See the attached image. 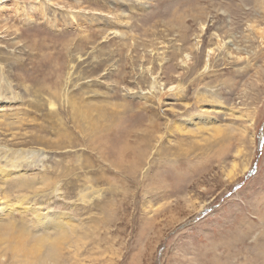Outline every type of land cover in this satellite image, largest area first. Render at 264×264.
I'll use <instances>...</instances> for the list:
<instances>
[{"label":"rangeland","instance_id":"rangeland-1","mask_svg":"<svg viewBox=\"0 0 264 264\" xmlns=\"http://www.w3.org/2000/svg\"><path fill=\"white\" fill-rule=\"evenodd\" d=\"M0 169L61 264H264V0H0Z\"/></svg>","mask_w":264,"mask_h":264},{"label":"bare ground","instance_id":"bare-ground-1","mask_svg":"<svg viewBox=\"0 0 264 264\" xmlns=\"http://www.w3.org/2000/svg\"><path fill=\"white\" fill-rule=\"evenodd\" d=\"M195 117L196 118H193L195 121H197L199 119V120H205L208 123L211 122L210 116H208V115L207 116L206 115H199V116H195ZM214 128L216 129V127H214ZM16 172L21 173V171H16ZM32 175H34V174H32ZM0 177H1V169H0ZM49 180H50L49 178L41 179L40 182L43 184H47ZM26 181L27 182L29 181V183H30V180L26 179ZM26 181H23L22 183L27 186L28 183ZM2 189H3V187L0 185V191ZM0 195L3 196V194H1V192H0ZM22 199H26V197H23ZM9 206H10V203L8 201H4L3 198L0 199V211L1 212H4V208H6L7 210L10 209ZM22 208L23 207L20 206V210L23 212L27 210L26 207L23 209ZM67 217H69V216H67ZM71 217L74 219L73 216H71ZM49 220L54 224V226L57 225L54 228V230H57L61 234L68 235V234H70L76 230L75 223L73 221H70L68 218L65 219L63 217H60L58 219V221H55L54 219H49ZM17 228L22 229L23 224L19 225V224H15V223H9L8 226H0V242H1V244L7 243L8 239H7L6 235L11 234L13 232H16L15 229H17ZM55 238L56 239L52 240V241L54 243H56L57 245L62 246V248H63V243L69 242V240H67L68 237H67V239H65L64 237L57 235V237H55ZM33 240L45 241L44 239L40 238L39 236H35V235L33 237ZM46 240H49V239H46ZM8 246H9V244H8ZM9 248H10V246H9ZM13 251L14 250L11 249V253H13ZM22 264H28V261H22ZM36 264H61V252L54 250L52 256H49L48 258H46L44 256L41 258H37Z\"/></svg>","mask_w":264,"mask_h":264},{"label":"clouds","instance_id":"clouds-1","mask_svg":"<svg viewBox=\"0 0 264 264\" xmlns=\"http://www.w3.org/2000/svg\"><path fill=\"white\" fill-rule=\"evenodd\" d=\"M27 224V221H21ZM7 243L17 254L27 258L28 264H36V259L46 255L50 250L63 251L62 246L42 240H33L29 235L20 232L9 234Z\"/></svg>","mask_w":264,"mask_h":264}]
</instances>
